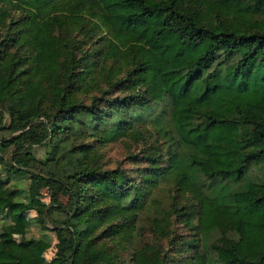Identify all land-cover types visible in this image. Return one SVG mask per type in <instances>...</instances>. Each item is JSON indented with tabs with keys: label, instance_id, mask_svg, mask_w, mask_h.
Segmentation results:
<instances>
[{
	"label": "trees",
	"instance_id": "1",
	"mask_svg": "<svg viewBox=\"0 0 264 264\" xmlns=\"http://www.w3.org/2000/svg\"><path fill=\"white\" fill-rule=\"evenodd\" d=\"M0 219V264H264V0H0Z\"/></svg>",
	"mask_w": 264,
	"mask_h": 264
},
{
	"label": "rangeland",
	"instance_id": "2",
	"mask_svg": "<svg viewBox=\"0 0 264 264\" xmlns=\"http://www.w3.org/2000/svg\"><path fill=\"white\" fill-rule=\"evenodd\" d=\"M106 34V33H105ZM114 65L113 61H110L106 67L109 68ZM104 78V75L101 76ZM130 143H125L123 141L119 142H114L109 145H107L105 148H103V152L105 154V158L107 161L110 163V167H115L119 161L123 160L126 157L127 154V149L134 150L136 148V145H131ZM125 167H129V169L135 168L134 166L130 164H125ZM136 173H133V176H136ZM137 179V178H136ZM168 190H163L162 192H157L155 194L156 199L159 202V211L156 210V207L152 211H146L144 210L140 215V223L142 226H144L147 230L148 226L151 224L152 225V220L156 217L159 216V212L162 211L164 213H169L173 209V200L175 199V188L174 187H169ZM50 192L51 190L48 189L47 186L44 184H40L39 187L36 189L34 193V200L37 203L41 204H49L50 202ZM61 200L65 203L68 202V198L66 194L61 195ZM183 202V200H182ZM36 216V213L34 211H30L26 213L21 221L18 224V232L14 234V241L17 245L21 244V241L25 237H39L42 239H47L46 237L42 236L45 231H42L41 227L38 224H28L31 219H33ZM9 219H0V230L2 229V226L7 223ZM32 224V225H31ZM51 227V225H49ZM177 231H179V234L182 235V237H186V235L189 233L187 229L181 224L176 225ZM148 232V231H147ZM47 234H50L52 237L53 241L48 243H42L40 248L37 250L38 256L43 260V261H50L54 257L56 253V244H57V238L56 234L52 231H46ZM144 238V239H143ZM140 237L139 242H145L147 239H152L153 241H156V239L152 236L151 233H146L144 237ZM164 243H168V238H165ZM48 242V241H46Z\"/></svg>",
	"mask_w": 264,
	"mask_h": 264
}]
</instances>
